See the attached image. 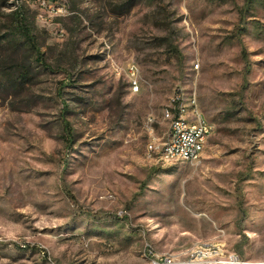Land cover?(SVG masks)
I'll return each instance as SVG.
<instances>
[{
  "label": "rangeland",
  "instance_id": "obj_1",
  "mask_svg": "<svg viewBox=\"0 0 264 264\" xmlns=\"http://www.w3.org/2000/svg\"><path fill=\"white\" fill-rule=\"evenodd\" d=\"M17 9L50 67L0 44V264L183 261L203 243L264 264V0H0V37ZM25 56L12 83L3 61ZM178 90L211 133L161 163L147 145Z\"/></svg>",
  "mask_w": 264,
  "mask_h": 264
},
{
  "label": "built area",
  "instance_id": "obj_2",
  "mask_svg": "<svg viewBox=\"0 0 264 264\" xmlns=\"http://www.w3.org/2000/svg\"><path fill=\"white\" fill-rule=\"evenodd\" d=\"M137 68L134 64L128 66L130 76L129 88L132 92L139 89ZM169 128L163 140H151L147 145L149 156L161 163L189 162L198 159L203 152L211 125L198 107L194 94L185 96L178 90L171 98L169 106L164 110ZM240 264L238 257L226 254L222 247L216 244H199L189 254L186 260H181L175 254L156 255L150 264Z\"/></svg>",
  "mask_w": 264,
  "mask_h": 264
},
{
  "label": "trees",
  "instance_id": "obj_3",
  "mask_svg": "<svg viewBox=\"0 0 264 264\" xmlns=\"http://www.w3.org/2000/svg\"><path fill=\"white\" fill-rule=\"evenodd\" d=\"M9 25L8 29L5 31V34L0 37L1 45H8L6 51L10 53L14 50H18L21 48H25L26 52L30 55H34V60L38 62L39 65L44 68H49L50 66L45 62L43 58V52L41 50V44L37 39L36 32L34 30L33 24L28 21L23 12L19 9L11 11L8 15ZM14 49V50H13ZM27 55V54H24ZM4 63H10L11 67L14 68L13 76H9L8 80L5 79V82L11 81L15 84H23L24 80L30 75V71H32V66L30 64V59L25 56V58L18 61H3ZM4 66V64L2 65ZM0 69H2L0 67ZM30 70V71H29ZM4 79V78H3ZM0 85H4V80H0ZM65 111V104L63 105ZM63 128L67 135V141H71V134L69 131V122L64 118L63 119Z\"/></svg>",
  "mask_w": 264,
  "mask_h": 264
},
{
  "label": "bare ground",
  "instance_id": "obj_4",
  "mask_svg": "<svg viewBox=\"0 0 264 264\" xmlns=\"http://www.w3.org/2000/svg\"><path fill=\"white\" fill-rule=\"evenodd\" d=\"M209 264H211V262H209ZM217 264H224V262H219V263H217Z\"/></svg>",
  "mask_w": 264,
  "mask_h": 264
}]
</instances>
